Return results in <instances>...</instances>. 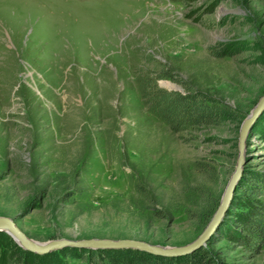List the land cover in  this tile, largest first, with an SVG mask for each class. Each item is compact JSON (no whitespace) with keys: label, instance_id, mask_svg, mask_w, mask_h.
Masks as SVG:
<instances>
[{"label":"rangeland","instance_id":"1","mask_svg":"<svg viewBox=\"0 0 264 264\" xmlns=\"http://www.w3.org/2000/svg\"><path fill=\"white\" fill-rule=\"evenodd\" d=\"M145 73L206 95L226 120L173 131L144 104ZM263 97L264 0H0V217L39 244L188 245L215 214L241 124ZM245 158L206 246L218 264H264V248L231 234L242 199L264 203V111ZM62 250L83 259L45 255L93 258ZM95 251L102 263L107 250Z\"/></svg>","mask_w":264,"mask_h":264},{"label":"trees","instance_id":"2","mask_svg":"<svg viewBox=\"0 0 264 264\" xmlns=\"http://www.w3.org/2000/svg\"><path fill=\"white\" fill-rule=\"evenodd\" d=\"M167 77L164 73L156 76L145 73L139 85L147 109L155 113L173 131L192 134L203 127L220 125L226 120L227 110L217 106V102L206 95L189 88L181 92L159 86V80ZM257 183L263 187L264 196V180H258ZM252 190L259 192L260 189L255 186ZM242 201H245L248 210L234 214L237 220L232 225L231 234L250 249H253L254 245L264 248V203L252 202L251 198H244ZM229 215H233L232 212ZM1 239H5V243L0 250V264H68L54 253L42 256L25 251L6 233L0 232ZM89 253L93 258L91 261L87 260L88 264H218L216 256L207 247L181 257L153 256L135 250H107L101 252L102 263L97 262L100 258L94 257L97 256V251L90 250ZM58 254H69L72 258L83 259L63 250Z\"/></svg>","mask_w":264,"mask_h":264},{"label":"water","instance_id":"3","mask_svg":"<svg viewBox=\"0 0 264 264\" xmlns=\"http://www.w3.org/2000/svg\"><path fill=\"white\" fill-rule=\"evenodd\" d=\"M169 90L180 91L178 88L170 87ZM264 111V97L261 98L251 115L248 116L241 124L238 138V157L236 160L235 170L225 188L220 204L213 215L212 219L193 242L181 247H165L153 245L147 242L121 239H89L80 241L56 240L48 243H37L30 240L15 224L12 219L0 217V232L8 234L23 250L45 255L52 251L62 250L66 247H75L88 250H135L144 252L153 256L160 257H181L191 255L194 252L205 248L211 237L216 233L234 199V194L238 184L241 181L246 163L245 148L248 135L255 124L256 120Z\"/></svg>","mask_w":264,"mask_h":264}]
</instances>
